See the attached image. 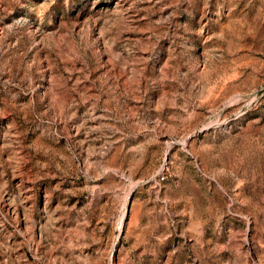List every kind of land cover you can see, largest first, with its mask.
<instances>
[{
	"label": "rangeland",
	"instance_id": "obj_1",
	"mask_svg": "<svg viewBox=\"0 0 264 264\" xmlns=\"http://www.w3.org/2000/svg\"><path fill=\"white\" fill-rule=\"evenodd\" d=\"M0 264H264V0H0Z\"/></svg>",
	"mask_w": 264,
	"mask_h": 264
},
{
	"label": "bare ground",
	"instance_id": "obj_2",
	"mask_svg": "<svg viewBox=\"0 0 264 264\" xmlns=\"http://www.w3.org/2000/svg\"><path fill=\"white\" fill-rule=\"evenodd\" d=\"M127 202H128V197H127V201H126V203H127ZM126 203H125V206H124L125 208H124L123 215H121V217H122L121 220L124 219V216H125V213H126V206H127ZM123 222H124V221H123Z\"/></svg>",
	"mask_w": 264,
	"mask_h": 264
}]
</instances>
